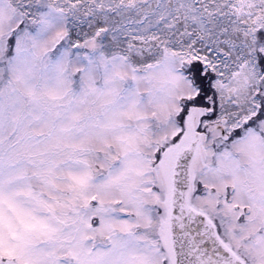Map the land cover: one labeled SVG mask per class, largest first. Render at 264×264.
<instances>
[{"label":"snow or ice","instance_id":"1","mask_svg":"<svg viewBox=\"0 0 264 264\" xmlns=\"http://www.w3.org/2000/svg\"><path fill=\"white\" fill-rule=\"evenodd\" d=\"M0 264H264V0H0Z\"/></svg>","mask_w":264,"mask_h":264}]
</instances>
